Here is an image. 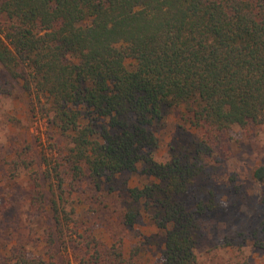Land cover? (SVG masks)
Returning <instances> with one entry per match:
<instances>
[{"label":"trees","instance_id":"1","mask_svg":"<svg viewBox=\"0 0 264 264\" xmlns=\"http://www.w3.org/2000/svg\"><path fill=\"white\" fill-rule=\"evenodd\" d=\"M17 91L58 140L52 159L0 153V194L26 171L30 214L48 225L36 253L0 233V264H58L61 252L67 264H151L147 243L105 239L96 211H76L87 178L108 199L125 174L137 184L122 228L147 218L164 264H199L208 205L184 197L231 130L264 127V0H0V94ZM172 128L191 137L179 150ZM9 208L0 199V231ZM258 232L264 249V223Z\"/></svg>","mask_w":264,"mask_h":264},{"label":"rangeland","instance_id":"2","mask_svg":"<svg viewBox=\"0 0 264 264\" xmlns=\"http://www.w3.org/2000/svg\"><path fill=\"white\" fill-rule=\"evenodd\" d=\"M31 104L30 98L19 91L10 96L0 94V153L13 156L12 147L23 150L31 146L39 157L52 159L56 153L57 133L37 106L33 110ZM170 122H173L172 117ZM168 132L178 150L191 140L181 128H172ZM225 141L223 150L210 158L206 173L194 181L184 197L190 210H195L200 201L208 205L205 213L197 216L199 264H264V249L257 247L255 240L264 223V177L257 174L264 169V127H254L250 133L236 127ZM41 169L43 171L45 165L42 164ZM18 173L16 176L7 174L3 182L0 199L10 208L0 233L6 238L10 233L12 240L28 244V249L36 253L39 242L34 233L48 234L45 228L48 225L42 217L31 216L29 196L33 188L26 171L19 169ZM136 184L137 178L129 174L117 177L114 193L107 188L110 197L103 199L95 184L87 178L78 187L76 201L80 205L76 211H96L94 227L106 231L105 239L125 237L135 246L139 241L147 243L145 260L151 264H164L160 256L163 237L153 230L147 218L131 232L124 230L120 223L127 191ZM65 207L68 211L73 209L71 198L66 200ZM58 264H67L65 253L58 255ZM71 264L77 263L72 261Z\"/></svg>","mask_w":264,"mask_h":264}]
</instances>
